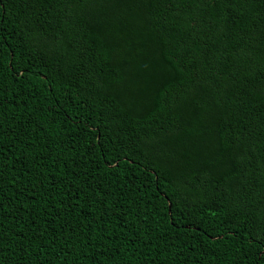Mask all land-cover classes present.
Listing matches in <instances>:
<instances>
[{
	"label": "trees",
	"instance_id": "16d2710c",
	"mask_svg": "<svg viewBox=\"0 0 264 264\" xmlns=\"http://www.w3.org/2000/svg\"><path fill=\"white\" fill-rule=\"evenodd\" d=\"M0 264H264V0H0Z\"/></svg>",
	"mask_w": 264,
	"mask_h": 264
}]
</instances>
